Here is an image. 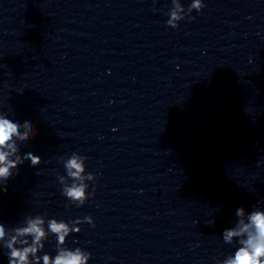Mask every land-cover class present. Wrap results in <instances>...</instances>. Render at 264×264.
Returning <instances> with one entry per match:
<instances>
[{
	"label": "clouds",
	"instance_id": "clouds-1",
	"mask_svg": "<svg viewBox=\"0 0 264 264\" xmlns=\"http://www.w3.org/2000/svg\"><path fill=\"white\" fill-rule=\"evenodd\" d=\"M36 132V126L31 121L14 122L7 118V114H0V191L6 190L8 179L14 175L13 169H17L26 161H31L33 167L42 163L41 157L33 152L19 154L18 142L33 139ZM67 167L77 169V172L72 175H78L83 171L82 161L76 157L68 161ZM68 196L83 199L84 187L69 189ZM235 215L243 217L245 208H237ZM249 219L254 226V233L245 236L241 246L236 249L234 256L226 261V264H264V211L251 212ZM43 224L42 219L36 218L29 220L26 227L9 228L6 233L5 225L0 223V240H3L6 235L10 236L5 245L8 250L6 253L8 264H41V260L43 264H88L90 255H85L79 249L74 252H61L55 258L47 254L43 257L38 255L44 248L47 235ZM48 230L57 234L58 244H63L74 229H70L65 222L52 220L48 224ZM247 230L248 225H245L240 233H246ZM240 233L231 228L225 229L223 239L230 243L233 237Z\"/></svg>",
	"mask_w": 264,
	"mask_h": 264
}]
</instances>
